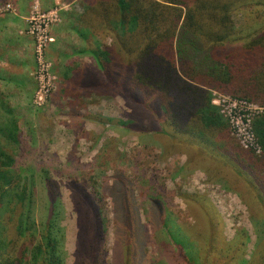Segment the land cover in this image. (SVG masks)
<instances>
[{"label":"rangeland","instance_id":"obj_1","mask_svg":"<svg viewBox=\"0 0 264 264\" xmlns=\"http://www.w3.org/2000/svg\"><path fill=\"white\" fill-rule=\"evenodd\" d=\"M83 5V0H0V27H9L4 30L9 39L0 49V62L14 72L16 63L33 61L28 98L32 108L19 120L25 130L22 151L30 155L20 162L28 169L39 165L32 168L37 178L46 174L60 185L65 264L87 259L98 231L103 234L106 264H246L264 250V210L244 177L207 152L181 146L184 143L167 134L151 109L122 95H95L90 104L79 103L77 112L48 99L49 87L61 82L67 68H99L91 45L112 42L111 36H94L79 24ZM249 12L253 18L264 17L260 8ZM247 15L237 13L236 27L243 28ZM242 106L225 112L218 106L240 134L246 130L234 112L255 113ZM31 120L39 126L36 139L29 130ZM136 121L144 127L122 123ZM117 176L135 183L133 209L138 218L131 210L126 221L135 231L132 252L120 188L114 181ZM72 178H85L98 188L101 222ZM38 180L44 193V176ZM155 199L167 210L176 242L159 223ZM198 200L211 209H201ZM44 201L42 194L36 210L39 217Z\"/></svg>","mask_w":264,"mask_h":264},{"label":"trees","instance_id":"obj_2","mask_svg":"<svg viewBox=\"0 0 264 264\" xmlns=\"http://www.w3.org/2000/svg\"><path fill=\"white\" fill-rule=\"evenodd\" d=\"M83 1L79 24L94 36H111L112 42L91 45L99 68H67L61 82L49 90L48 99L73 112L90 104L95 95L119 94L148 107L167 134L184 143L181 146L207 152L244 177L264 210V113L253 122L260 151L244 148L211 94L215 90L264 107V17L253 18L249 12L252 8L264 12V0ZM243 12L248 13L246 22L238 28L235 16ZM23 112L0 94V264H65L60 185L41 174L45 192L39 191V178L32 170L39 165L28 169L20 162L30 155L22 151ZM122 123L144 127L137 121ZM30 125L36 139L39 126L33 120ZM72 179L101 222L98 188L85 178ZM114 181L120 188L132 252L135 231L126 221L131 210L137 217L135 183L126 176ZM42 194L46 201L39 217L36 210ZM154 204L159 223L176 242L166 208L159 199ZM197 204L204 211L211 209L206 202ZM102 243L98 231L81 264H106ZM246 264H264V250Z\"/></svg>","mask_w":264,"mask_h":264},{"label":"crops","instance_id":"obj_3","mask_svg":"<svg viewBox=\"0 0 264 264\" xmlns=\"http://www.w3.org/2000/svg\"><path fill=\"white\" fill-rule=\"evenodd\" d=\"M7 29L9 27H0V49L9 39L4 33V30ZM22 64L20 62L16 63L19 66L16 71L12 72L9 66H5L4 62H0V94L11 100L16 108H22L28 112L32 108L29 105L30 101L28 98L31 94L29 73L32 69L33 61L25 62L23 64L25 67Z\"/></svg>","mask_w":264,"mask_h":264},{"label":"built area","instance_id":"obj_4","mask_svg":"<svg viewBox=\"0 0 264 264\" xmlns=\"http://www.w3.org/2000/svg\"><path fill=\"white\" fill-rule=\"evenodd\" d=\"M52 87H49L48 89V93L49 90ZM213 96L215 99H213V103L215 105H218L221 109V111L225 112L226 109L228 107H233L234 109H238V107H243L242 105H246L248 107H251L253 109H255V113H247L246 111H235L234 115L235 116H241L242 118V122L241 125L244 126L245 128V132H243V134L238 133V131H240V128L238 126L235 125V123L233 125H231L232 128V133L236 134L241 142V144H243L242 146L244 148H256L257 152L260 151L259 147L256 144V136L253 132V124L251 125V116H256L257 114L260 113H264V107H261L257 104L254 103H250L248 101L245 100H241V99H236L233 98L231 96H228L226 94H222L220 92L217 91H213ZM232 108V109H233ZM251 115V116H250ZM250 116V117H249Z\"/></svg>","mask_w":264,"mask_h":264}]
</instances>
